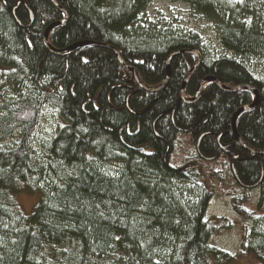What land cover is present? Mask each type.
Here are the masks:
<instances>
[{"label": "trees", "instance_id": "obj_1", "mask_svg": "<svg viewBox=\"0 0 264 264\" xmlns=\"http://www.w3.org/2000/svg\"><path fill=\"white\" fill-rule=\"evenodd\" d=\"M148 1L0 0V264H155L164 244L173 253L159 264H264V237L246 242L241 230L229 254L209 242L227 222L204 214L219 157L234 179L223 190L234 210L250 218L264 202V73L242 59L264 54V28L254 21L263 0H183L213 22L230 55L207 54L195 33L136 24ZM63 18L45 43V27ZM78 40L116 47L136 77L109 47L50 49ZM177 49L200 55L181 92L188 52L170 57L157 87ZM207 75L219 84L206 80L193 98ZM255 99L234 123L262 152L231 129L232 113ZM44 107L61 122L35 147ZM180 131L190 150L173 161ZM181 180L202 186L197 201L185 198ZM20 188L37 194L28 214L14 200ZM251 188L258 198L248 210L241 203Z\"/></svg>", "mask_w": 264, "mask_h": 264}, {"label": "rangeland", "instance_id": "obj_2", "mask_svg": "<svg viewBox=\"0 0 264 264\" xmlns=\"http://www.w3.org/2000/svg\"><path fill=\"white\" fill-rule=\"evenodd\" d=\"M259 10H256L257 14L254 21L256 19L259 20L264 28V0L261 7L259 6ZM252 18V16L245 17L244 21L250 22ZM135 23L147 29L169 30L174 36L195 33L197 38L200 39L201 45L206 48L207 54H231L229 51L223 50L219 44L213 22L183 0H149L143 9L138 12ZM242 59L256 73H264V54L261 56L249 55ZM59 122H61V118L56 109L51 107L43 108L42 120L34 138L35 147H39L42 141L47 140L52 135ZM180 136L181 140L178 141L171 155L173 161L178 160L185 152L190 150L188 146L191 143L188 133L180 131L177 134V138ZM222 160L219 157L217 159L218 162L213 164V171H216L221 178H217L215 174L210 177L212 186L204 214L206 217L214 215L225 219L227 227L221 228L212 234L209 242L224 249L229 254H235L239 249L241 230L244 231L246 242H251L257 235L264 237V202L260 203L259 208L256 209V212L250 218L243 219L231 204V194H226L223 191L234 187V179L229 170L222 166L224 165ZM203 169H205V166H203ZM179 186H181L182 194L190 201H197L198 195L202 193V186L198 182L181 180ZM234 193L240 194L241 192L235 190ZM257 198V190L255 188L249 189V199L241 203L242 207L248 210L254 209ZM36 199V193L26 192L23 188H20L14 194V200L24 214L30 213ZM172 253V245H162L154 258L155 264H159L163 257L170 256ZM240 263L241 260L238 259L232 264Z\"/></svg>", "mask_w": 264, "mask_h": 264}, {"label": "water", "instance_id": "obj_3", "mask_svg": "<svg viewBox=\"0 0 264 264\" xmlns=\"http://www.w3.org/2000/svg\"><path fill=\"white\" fill-rule=\"evenodd\" d=\"M53 4H56L55 0H50ZM33 18V15H32V12L31 10H29V22L32 20ZM63 19H60V20H56V21H53L51 23H49L44 31L42 32V39L43 41L46 43V34H47V31L49 30V28L56 24V23H59L61 21H63ZM80 44H92V45H98V46H104V47H109L110 49L113 50L116 58L118 59L119 62H121L122 64H125V62L122 60V58L120 57V54L117 50L116 47L114 46H111V45H107L105 43H101V42H97V41H92V40H78V41H75L73 42L72 44L70 45H67L63 48H59V49H53V48H50L51 50H53L54 52H62V51H66L68 49H70L71 47H74L76 45H80ZM184 52H188V53H192L194 55V61H193V64L191 65L190 69L188 70L187 74L185 75V77L183 78L182 80V83L180 85V92L182 91L183 89V86L186 82V80L189 78V76L191 75L192 71L194 70L198 60H199V52L195 49H177V50H174L172 51L171 53H169L165 60H166V67H165V75L162 79V81L159 83V85H157V87H160V86H163L165 84V82L167 81V78H168V74H169V71H170V63H169V60H170V57L175 55V54H178V53H184ZM129 70L131 71V73L136 77V74L132 68L131 65L129 64H125ZM206 80H213V81H216V79L212 76V75H207L205 76L203 79H201L197 84H196V87H195V94H194V97L193 98H196L199 94V91H200V88L201 86L203 85V83L206 81ZM217 82V81H216ZM219 84V82H217ZM141 84V83H140ZM221 85V84H220ZM242 86H246L244 84H239V85H236L233 88H238V87H242ZM252 88V87H251ZM253 89V88H252ZM253 91L255 92V95H256V98H257V90L253 89ZM256 102V99L249 103V104H244V105H241L240 107H238L233 113H232V116H231V129H232V132L233 134L235 135L236 139L239 141V143H241L242 145H244L245 148L253 151V152H262L261 150H257L255 148H252V147H249L248 145H245L244 142L239 138L237 132H236V128H235V123H234V118L236 116V114L244 109V108H247V107H250V106H253ZM221 149L224 151L225 150V147L224 146H221Z\"/></svg>", "mask_w": 264, "mask_h": 264}]
</instances>
